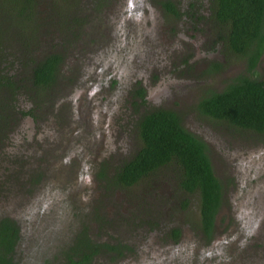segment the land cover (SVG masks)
I'll return each mask as SVG.
<instances>
[{"label":"rangeland","instance_id":"374dc122","mask_svg":"<svg viewBox=\"0 0 264 264\" xmlns=\"http://www.w3.org/2000/svg\"><path fill=\"white\" fill-rule=\"evenodd\" d=\"M4 1L0 0V36L12 40L3 44L9 50L4 58L12 56L11 66L5 69H14L18 84L25 88L16 90L15 98L7 100H15L18 106L6 117L0 142V217L10 216L21 227L17 263L66 264L62 250L84 228L95 240L127 246L121 252L103 250L92 264H264V140L252 131L221 126L193 108L195 97L210 85L219 84L221 89L233 77L243 75L247 60L222 48L226 63L220 74L200 75V68H208L211 62L196 56L195 47L210 48L217 33L210 18L198 20L192 15L196 12L190 4L198 0H174L181 11L178 15L162 8L163 0H146L157 22L156 38H161L154 45L162 48L156 52L159 64L168 52L166 69L159 72L165 75L168 70L170 76L163 79L157 71H151L145 84L149 103L142 108L164 107L166 98H159V94L174 93L181 88L182 79L188 81L180 69V55L176 59L173 55L176 46L192 51L185 56L192 58L190 65L199 70L197 77L204 81L183 85L187 98H194L187 105L195 112L193 116L186 114L185 124L209 141L214 171L224 186L211 233L202 225L199 194L189 193L180 185L178 166H163L131 186L116 185L110 176L99 175L101 167H93L87 155L79 157L85 145L74 151V143L69 146L61 136L64 125L73 121L75 100L70 93L74 95L86 81L90 61L103 48L100 44L119 19L120 10L135 0H36L32 17L37 32L27 20V13L22 14V0H7L3 5ZM200 8L203 15L209 13L205 5ZM164 36L169 44L163 41ZM149 37V33L145 35L146 40ZM21 38H27L31 51L21 50L26 46ZM55 51L63 54L60 77L67 92H61L63 85L59 90L51 88L45 95L52 97L42 99L40 104L27 93L35 89L30 83L29 66ZM82 57L83 63L79 62ZM77 66L79 72L75 73ZM258 68H264V59ZM121 106L118 112L110 113V121L107 119L103 139L110 155L104 160L109 161L115 154L131 157L142 144L138 136L135 144L130 141L131 126L142 110L137 107L128 116ZM25 109L32 112V119L22 114ZM132 144L134 150L129 154Z\"/></svg>","mask_w":264,"mask_h":264},{"label":"flooded vegetation","instance_id":"af4514ba","mask_svg":"<svg viewBox=\"0 0 264 264\" xmlns=\"http://www.w3.org/2000/svg\"><path fill=\"white\" fill-rule=\"evenodd\" d=\"M160 3H161V7L165 8L166 11H168L171 14L178 15L179 13H181V11L178 9L177 2H175L174 0H163ZM171 3L176 8V10H172L170 8L172 5ZM147 5L148 3L146 0H135L134 2L133 1L129 2V5L126 8H123L120 10L119 19L115 20L116 22L114 21L115 23L112 26V28L107 30L108 35L106 36V39L102 40L100 44L101 46H103V48L98 50L96 52V56L92 59V61H90L91 65L89 66V69H88L90 73L87 74L86 81L82 82V84L80 85L81 87L76 89V93L74 95L72 92L70 93V97H72V99L75 100V101H72L73 106H74L73 112H72L73 121L69 122L67 125H64V128L61 132L62 138L63 139L66 138L65 139L66 142L64 143L66 144L69 143V146L74 143V151H77L78 149L81 148L82 145H85L84 146L85 150L82 152V154L79 157L82 158L83 155H87L86 158L88 160L93 161L92 163L93 167L97 169L99 166L101 167V170L98 172L99 175L101 177L103 176L106 178L110 176L109 177L110 181L116 185H124L120 182L118 173L120 172L122 167L125 165V163H127L128 161H131L144 145V141H143V138L140 132V123L142 119L144 118L146 114L156 109H160V108L170 109L176 112L181 117L182 124L189 131H191L193 134H195L197 137H199L206 143L207 153L210 159H211V156L208 151L209 141L204 137L202 138L197 132H194L193 130L187 127L188 126L187 124H185L186 114H190L191 116H193L195 114L194 109L196 110L197 114L207 118L210 121L218 122L219 124H221V126L226 125L227 128L236 129L240 132L252 131V132L257 133L264 140V131L261 132L253 128H246V127H242L239 125H234L228 120L212 117L211 115L203 112V110L200 107V103L205 98H211L214 96L215 93L224 91L227 88V86H229L230 83L234 82L237 78L241 77L242 74L236 77H233L231 81L226 83L224 87L223 86L220 87L221 89H219V84L215 86L210 85V87H208L205 91H203L199 96L195 97L197 101L194 102V105H193L194 109L191 108L192 112L190 111L187 103L188 102L192 103L194 98H187V95L184 93L186 92L185 91L186 87H184L183 85H186L188 83L187 85L189 86V84L192 85V84H197L199 82L201 83L202 81H204V79L203 80L199 79L197 77V75L199 74V70L194 68L193 65H190V63L192 64V61H193L192 58L191 57L189 58V56H185L188 54L190 55L192 53V51L191 52L188 51V48L182 47L180 49L179 47L176 46L175 49H177V52H174L175 56L173 55L174 59L177 58V54L180 55V58H179V60L181 61L180 69L182 70L183 68L182 73L188 77L187 78L188 81L187 80L185 81V79H182L179 85L181 86V88L178 89L177 91L175 90L174 93L171 92L169 94L167 92L164 95L162 93L159 94L160 96L159 98H166L164 107H156L150 110L142 108V106H146V104L149 103V96L146 94L145 84L148 83V81L150 80L149 75H151V71L153 72L154 70L155 72L157 71L163 79H165V76L167 77L170 76V72L168 70L165 73V75L162 74V72H159L161 71V69L162 70L166 69L164 67L167 65L168 52L167 54H163V55L161 54L162 57L164 58V61L161 64H159L158 58L160 55L157 56L156 52L161 51L162 48L161 46H158L155 48L154 45L159 43L161 38H159V36H158V39L156 38L157 31L155 29V26L157 22L153 19L152 6L148 7L149 5L148 6ZM190 5H191V9L196 12L192 15H194L195 18L198 20L204 17L207 19L210 18L211 22H213L214 24V28L216 29V33H217V36L215 40L213 39L210 45V48H207V49L205 48L204 50H202L198 45L195 47L196 56L197 55L198 57L203 56L205 57L206 60H209L208 63L211 62V66H209L208 68L206 69L200 68L201 70L200 75L201 76L219 75L220 71L223 69V64L226 63L225 54L220 53L221 49L222 48L223 50L227 49L235 54H239V53H236L234 50H232L229 47V43L225 41V39L221 38L220 36L221 34L227 35V30L225 27H221L217 18L213 14V11L211 9L210 0H198V2L192 1ZM201 5L202 6L205 5V7L208 8L209 13L203 15L201 13V8H200ZM146 9H148L150 13H148L147 12L148 10ZM192 22L194 21L192 20ZM152 28L153 30L149 31ZM148 33L150 34L149 38L151 41H149V38L147 40L145 39V35H148ZM166 39L168 38L166 37ZM166 39L164 36L163 41L166 42L167 41ZM216 40L218 42V45L213 46ZM169 43L170 42H168L167 44ZM25 45L26 46H22L24 49H21V50L24 52L31 51L30 43L27 40L25 41ZM151 45H153V47ZM8 52L9 50L6 53L7 56H8ZM51 53H55L59 55L58 57L59 61L53 73L54 78L52 80H48L46 84H43V83L38 84L34 77V66L36 65V63L42 60L46 55L51 54ZM10 55H9V58L7 59L4 58L5 62L1 63V66L3 67H7L8 65L11 66L12 61L10 59L12 56ZM239 55H243V54H239ZM214 56L220 57V60L214 59L213 58ZM243 56L247 60L245 73L243 75L245 76L250 75L252 77H255V75L258 73L262 75L261 76L262 78L264 76V68L259 69L258 67H259L260 62L264 59V52L261 55L257 63L255 74H253L252 71L249 69V53L247 55L244 54ZM89 58H90V54H89ZM84 59L85 57H82L79 62L83 63ZM62 61H63V54L55 51V52L44 54L41 58H38L34 64L29 66L30 67L29 68L30 69L29 70L30 71L29 73L30 83L32 84V86H34L35 89H31L27 93H29V96L32 98H35L37 101L39 99L40 104L43 103L42 99L46 97H52L51 95L49 96L45 95V92L51 88L57 87L56 89L59 90L61 86L63 85L61 92L63 93L67 92L66 91L67 88L63 84L64 80L63 78L60 77L61 66H62L61 64L63 63ZM74 70H75V73L79 72L78 66ZM6 71L8 72L7 74L10 77H12L13 80L15 81L14 89L12 87L4 88L7 91L5 90L3 91L5 92V94H3V98H5L7 101L10 98L11 99L15 98L14 92L16 90L20 88L22 89H25V88L24 86H21L18 84L17 78H15L14 69L13 70L9 69ZM25 79L27 78L25 77ZM148 93L150 92L148 91ZM59 95H56L54 98H57L58 100ZM69 99L70 98H68L67 101L64 102L65 105L66 104L68 105ZM126 99L128 100V104L126 103L125 105L124 103L127 102ZM9 101H7L8 106H6L7 116H9V114L11 116L12 114L11 111L15 110V106H18L15 104V100L14 101L9 100ZM30 105L32 106V103L27 105L28 106L27 109H29ZM121 105L125 107L123 109H125L126 114H128V116L129 114L135 113V109L137 107L140 108V110H142V112L137 116V119H135V121L133 122L131 126V132L133 135L130 139L131 143L134 141L133 144H135L136 142L135 138H137L138 136V138H140L141 140L140 144L141 143L142 144L141 146L140 145L138 146V148L136 149V152H134V154L131 157H126L128 155H125V154L123 155L115 154V157H113L112 159L110 158L109 161L104 160L105 158H109V155H110L109 152L106 151L107 145H106L105 140L103 139L105 135L104 131L107 126V119L110 121V115L112 116L113 113L118 112L119 106ZM187 107L189 110L188 113H187L188 111ZM27 109L21 112L23 115L26 113L28 117L32 119V116H31L32 112L30 110L28 111ZM66 110H67L66 112L69 113L68 109ZM111 112L112 114H110ZM116 128L118 129V125H116ZM124 132H122L123 135L124 134L126 135V133ZM75 141H79L78 144H76ZM133 144L132 146H130L131 149L129 150V154L130 152L134 150ZM114 147H116V145H114L110 150H113ZM73 156L77 157V155H73ZM70 162L75 164L76 160H72ZM211 163L213 165L212 159H211ZM168 165H175V164L172 163ZM168 165H163V166H168ZM163 166L159 167L158 169L162 168ZM213 169H214V166H213ZM108 171H111L110 175L107 174ZM180 185H181V178H180ZM126 186H131V185H126ZM182 189L184 188L182 187ZM184 190L187 191L186 189ZM187 192L192 193L190 191H187ZM223 197H224V186H223L222 201H223ZM82 230H85V229L84 228L81 229L78 233H80ZM75 239L76 238H73L71 241L73 242ZM96 241L101 242V243L112 244L104 240H96ZM120 244L123 245V247H121L122 249H125L127 247L124 243H120ZM103 250H107V248H102V251Z\"/></svg>","mask_w":264,"mask_h":264},{"label":"trees","instance_id":"16d2710c","mask_svg":"<svg viewBox=\"0 0 264 264\" xmlns=\"http://www.w3.org/2000/svg\"><path fill=\"white\" fill-rule=\"evenodd\" d=\"M34 2L36 0H22L21 11L22 14L27 13V20L37 32L38 25L32 17ZM210 3L221 27L227 30V35L221 34V38L236 53H249V69L255 74L257 63L264 52V0H210ZM170 8L176 10L173 4ZM26 39L20 40H24L25 44ZM8 41L12 42L6 35L0 36V142L8 106L3 98V91L5 87L15 88V81L7 74L5 67L1 66L7 53L3 44ZM58 57V54L51 53L36 63L34 77L38 84H46L54 78ZM200 107L212 117L263 132L264 76L242 75L224 91L205 98ZM140 132L144 145L118 173L120 182L132 185L159 167L174 163L181 170V186L199 194L202 225L211 233L222 203L223 184L214 172L206 143L189 131L182 124L181 117L170 109L160 108L146 114L140 123ZM75 238L62 250L67 259L66 264H92V259L102 248L121 252L123 247L122 244L98 242L87 229L82 230ZM20 242L21 227L18 221L7 215L0 217V264H18L16 254Z\"/></svg>","mask_w":264,"mask_h":264}]
</instances>
